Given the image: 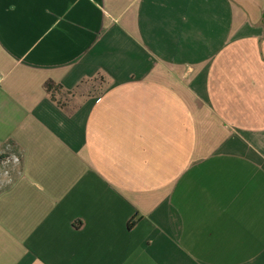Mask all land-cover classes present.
Masks as SVG:
<instances>
[{
	"label": "crops",
	"instance_id": "0c3cea01",
	"mask_svg": "<svg viewBox=\"0 0 264 264\" xmlns=\"http://www.w3.org/2000/svg\"><path fill=\"white\" fill-rule=\"evenodd\" d=\"M6 151L0 264H264V0H0Z\"/></svg>",
	"mask_w": 264,
	"mask_h": 264
},
{
	"label": "built area",
	"instance_id": "2783aa9c",
	"mask_svg": "<svg viewBox=\"0 0 264 264\" xmlns=\"http://www.w3.org/2000/svg\"><path fill=\"white\" fill-rule=\"evenodd\" d=\"M20 162L19 155L12 151H6L0 155V181L11 179V169Z\"/></svg>",
	"mask_w": 264,
	"mask_h": 264
},
{
	"label": "trees",
	"instance_id": "16d2710c",
	"mask_svg": "<svg viewBox=\"0 0 264 264\" xmlns=\"http://www.w3.org/2000/svg\"><path fill=\"white\" fill-rule=\"evenodd\" d=\"M54 86L55 85L52 82H46L45 83V88H46L47 91H50L51 88H54Z\"/></svg>",
	"mask_w": 264,
	"mask_h": 264
},
{
	"label": "rangeland",
	"instance_id": "374dc122",
	"mask_svg": "<svg viewBox=\"0 0 264 264\" xmlns=\"http://www.w3.org/2000/svg\"><path fill=\"white\" fill-rule=\"evenodd\" d=\"M99 80V79H98Z\"/></svg>",
	"mask_w": 264,
	"mask_h": 264
}]
</instances>
